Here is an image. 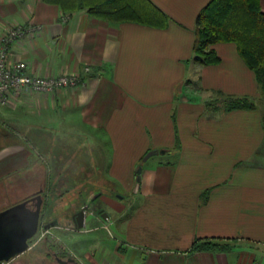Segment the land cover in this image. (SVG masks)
<instances>
[{"label": "crops", "instance_id": "obj_1", "mask_svg": "<svg viewBox=\"0 0 264 264\" xmlns=\"http://www.w3.org/2000/svg\"><path fill=\"white\" fill-rule=\"evenodd\" d=\"M151 1L167 15L163 26L45 0H0V34L40 26L13 47L31 74L84 80L23 91L0 107V141L10 135L0 147V183L16 189L0 198V210L42 189L40 229L68 215L63 224L75 230L55 231L89 264H264V95L256 73L234 42L215 45L217 64L195 60L197 16L209 0ZM218 92L256 106L210 108ZM155 149L164 152L143 161ZM48 184H58L64 206L53 204ZM69 184L99 210L84 228L71 218L79 209L66 202ZM195 241L226 247L192 250Z\"/></svg>", "mask_w": 264, "mask_h": 264}, {"label": "trees", "instance_id": "obj_2", "mask_svg": "<svg viewBox=\"0 0 264 264\" xmlns=\"http://www.w3.org/2000/svg\"><path fill=\"white\" fill-rule=\"evenodd\" d=\"M65 11L86 9L91 14L123 22L133 21L163 26L167 15L151 0H45ZM234 42L244 62L256 73L264 95V9L261 0H209L200 10L195 28L194 58L202 65L217 64L221 57L215 45ZM213 109L254 108L247 96H225L218 92ZM211 108V103L208 101ZM223 105V106H222ZM264 121V115H263ZM218 242L195 241L192 250L225 248Z\"/></svg>", "mask_w": 264, "mask_h": 264}, {"label": "water", "instance_id": "obj_3", "mask_svg": "<svg viewBox=\"0 0 264 264\" xmlns=\"http://www.w3.org/2000/svg\"><path fill=\"white\" fill-rule=\"evenodd\" d=\"M160 152L164 150H149L143 161ZM142 169L143 165L140 164L136 170L135 192L140 188ZM44 204L45 198L41 189L0 210V264H28L22 256L28 252L30 242L39 232ZM86 216V209H81L73 213L71 218L79 228H84ZM54 256L59 264H82L74 257L63 258L57 253Z\"/></svg>", "mask_w": 264, "mask_h": 264}, {"label": "built area", "instance_id": "obj_4", "mask_svg": "<svg viewBox=\"0 0 264 264\" xmlns=\"http://www.w3.org/2000/svg\"><path fill=\"white\" fill-rule=\"evenodd\" d=\"M67 16L64 17L67 18ZM39 29V25L17 24L9 26L0 34V107H9L12 100L23 91L49 93L57 89L75 87L84 82L83 77L79 73H62L55 76L33 75L28 68L27 62L14 56L13 47L15 43L30 34L36 33ZM91 70L89 66H86V72H91ZM86 212L87 214L92 213H88L87 210ZM41 228L47 230L45 226ZM39 233L40 231L30 242L29 250L35 247V242L40 241L38 238Z\"/></svg>", "mask_w": 264, "mask_h": 264}, {"label": "rangeland", "instance_id": "obj_5", "mask_svg": "<svg viewBox=\"0 0 264 264\" xmlns=\"http://www.w3.org/2000/svg\"><path fill=\"white\" fill-rule=\"evenodd\" d=\"M216 98H217V96L214 95L209 100L212 108H213V106H216V102H215ZM4 137L5 138H3L0 141V147H1V144L10 143V138H9L10 135L8 134V136H4ZM6 182L7 183H5V182L0 183V198H2V199L4 197H6L7 195H9V196L13 195L14 192H16L15 187H13L9 183V179H6ZM26 188H31V187H29V185H28ZM49 188H50V186L48 184L47 185V193L50 192L52 194V196L54 195V200H53L54 203L53 204H56V206L57 205L64 206V202H59L58 200H56L55 194H59V193H57L58 184H55L54 188L52 190H50ZM64 189H66V190L68 189V191H69L68 192V198H67L66 202L72 203V205L74 207H77V209H79V210L86 209L88 211V213L92 212V213H89L87 216H96V214H99V210L94 209L92 207V205L89 203V201H84L80 198L75 197V196H78L79 194L76 195L78 193L77 192L78 187H75L74 184H69V185L65 186ZM24 190H26V189H24ZM62 209L63 208H61L60 210L62 211ZM57 212H58V210H57ZM67 216L68 215H66V216H64V215L55 216V218L52 220H55L56 223H58V224H55L54 226H52V225L47 226V230H45L43 228L40 229V233L38 236L40 241L35 242L36 243L35 247L32 250H28V252H26L22 256L23 260L26 263H28V264H45L46 262H43L44 259H42V256H44V258H45V255H47V257H48L47 260L50 264H57V261H56L55 256H54V252L63 258H68L69 256H72V257L76 258L77 260H79L83 263L89 262L88 260L82 258L78 254V252L75 250V248L73 249V247L70 246V244H69L70 242H68L65 238H61L59 235H57V233L55 231L56 228H58V227L67 228V229L72 230V231L75 230V228L68 227L65 224H63V223H66L65 220L68 219ZM84 230H87V229H84ZM45 241H47V243L49 242V244H47ZM213 242H216V241H213Z\"/></svg>", "mask_w": 264, "mask_h": 264}, {"label": "flooded vegetation", "instance_id": "obj_6", "mask_svg": "<svg viewBox=\"0 0 264 264\" xmlns=\"http://www.w3.org/2000/svg\"><path fill=\"white\" fill-rule=\"evenodd\" d=\"M41 188V187H40ZM57 264H59L58 262H57Z\"/></svg>", "mask_w": 264, "mask_h": 264}]
</instances>
